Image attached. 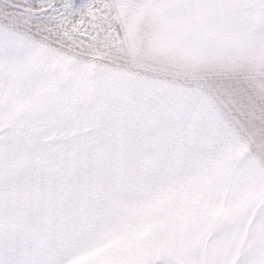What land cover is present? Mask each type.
<instances>
[{"label":"snow or ice","instance_id":"obj_1","mask_svg":"<svg viewBox=\"0 0 264 264\" xmlns=\"http://www.w3.org/2000/svg\"><path fill=\"white\" fill-rule=\"evenodd\" d=\"M0 264H264V0H0Z\"/></svg>","mask_w":264,"mask_h":264}]
</instances>
